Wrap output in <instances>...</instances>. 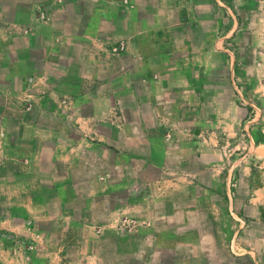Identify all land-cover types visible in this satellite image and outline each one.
Wrapping results in <instances>:
<instances>
[{"label": "crops", "instance_id": "crops-1", "mask_svg": "<svg viewBox=\"0 0 264 264\" xmlns=\"http://www.w3.org/2000/svg\"><path fill=\"white\" fill-rule=\"evenodd\" d=\"M229 1L239 9L223 36L222 0H0V264L59 255L65 239L50 232L63 230L66 193L78 195L81 180L93 196L106 180L79 177L93 134L109 148L95 123L126 134L128 94L143 117L144 103L199 87L216 70L212 57L222 64L224 38L242 56L264 145V12L254 0ZM143 84L149 93L127 92Z\"/></svg>", "mask_w": 264, "mask_h": 264}, {"label": "rangeland", "instance_id": "rangeland-1", "mask_svg": "<svg viewBox=\"0 0 264 264\" xmlns=\"http://www.w3.org/2000/svg\"><path fill=\"white\" fill-rule=\"evenodd\" d=\"M254 1L264 12V0ZM227 2L223 36L239 9ZM229 39L222 64L212 57L216 70L201 75L199 87L144 103L143 117L128 94L126 134L95 123L109 148L98 145L102 133L93 134L79 177L106 180L93 196L81 180L78 195L66 193L63 230L50 232L56 242L62 232L65 244L49 264H264V145L256 143L262 120L248 104L242 56ZM133 91L150 89L128 87ZM155 109L162 116L154 117Z\"/></svg>", "mask_w": 264, "mask_h": 264}]
</instances>
